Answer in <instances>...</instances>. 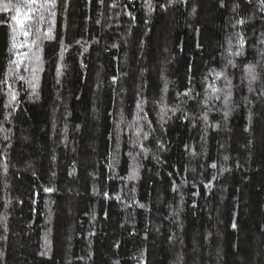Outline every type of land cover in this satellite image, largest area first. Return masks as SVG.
Returning a JSON list of instances; mask_svg holds the SVG:
<instances>
[{
    "label": "trees",
    "instance_id": "1",
    "mask_svg": "<svg viewBox=\"0 0 264 264\" xmlns=\"http://www.w3.org/2000/svg\"><path fill=\"white\" fill-rule=\"evenodd\" d=\"M54 11L18 75L0 11V264H264V0Z\"/></svg>",
    "mask_w": 264,
    "mask_h": 264
},
{
    "label": "snow or ice",
    "instance_id": "2",
    "mask_svg": "<svg viewBox=\"0 0 264 264\" xmlns=\"http://www.w3.org/2000/svg\"><path fill=\"white\" fill-rule=\"evenodd\" d=\"M20 2L24 6V12L21 11V7L17 3L9 2L7 3H2V0H0V11H14L15 15H12L10 19L15 22V24L19 28V34H22L25 38L29 37L30 35H34L35 39H32L31 41L25 40L23 43L17 44L16 43V37L15 35L13 36V47L14 48H24L27 47L28 51L26 52H14V58L10 60L9 62V75H13L14 73L18 75L19 70L21 69V66L23 65L25 70H28L29 65L24 64V60L26 58H29V53H32V56L30 60H34L36 62L35 65L31 67V71L33 73H36L38 70V67L41 62V57L39 55V52L42 51V49H37L36 52H33V48L36 46L37 42L40 40V24L44 21L45 19V13H48V15L54 17L55 16V11L54 9L57 7V0H20ZM101 3H103V0H100ZM176 0H170V3H175ZM33 6H36L33 8ZM115 7V5H113ZM149 7L151 8V4H149ZM39 13V15H34L33 13ZM239 23H243V21H239ZM17 29L14 27L13 32L16 33ZM52 28L51 25H49L48 29L46 32H44V38L45 39H52ZM241 47L244 44L243 39L241 38L240 41ZM240 53L237 52L236 55H239ZM13 66L15 68L13 69ZM42 70V69H41ZM60 73L58 72V75ZM219 75V74H218ZM19 79H24L23 76H18ZM249 82L251 83L254 81L257 77L256 74L252 69H249ZM230 83V82H229ZM30 87L35 88V85L29 82ZM213 91H217V89H213ZM33 94H36L33 92ZM187 95V93H185ZM16 94L12 93L11 94V100L15 101L16 100ZM229 98H230V93H229ZM216 99H219V97H216ZM225 105H228V100L225 99L224 101ZM138 108H140V105H137ZM142 111V109H141ZM163 111V109H162ZM228 112L226 111L224 113L225 117L228 116ZM205 121L207 120V116L204 117ZM139 134V133H138ZM146 135V134H145ZM163 147V145H161ZM225 160L228 159L227 156L224 158ZM212 168H216V164L211 165ZM135 178V172L133 173L132 176L129 177V179ZM210 186V185H209ZM53 189L51 188H45V192H50ZM140 207H144V205H140ZM233 227H235V224H233ZM43 255V253H41Z\"/></svg>",
    "mask_w": 264,
    "mask_h": 264
}]
</instances>
